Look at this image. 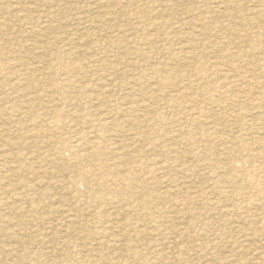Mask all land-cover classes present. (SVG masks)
I'll return each instance as SVG.
<instances>
[{"label":"rangeland","instance_id":"obj_1","mask_svg":"<svg viewBox=\"0 0 264 264\" xmlns=\"http://www.w3.org/2000/svg\"><path fill=\"white\" fill-rule=\"evenodd\" d=\"M0 33V264H264V0H0Z\"/></svg>","mask_w":264,"mask_h":264},{"label":"bare ground","instance_id":"obj_2","mask_svg":"<svg viewBox=\"0 0 264 264\" xmlns=\"http://www.w3.org/2000/svg\"><path fill=\"white\" fill-rule=\"evenodd\" d=\"M157 1V0H156ZM259 1V0H258ZM173 2V1H172ZM36 4V3H35ZM168 5V4H167ZM219 5V4H218ZM157 6V5H156ZM198 6V5H197ZM196 6V7H197ZM208 6H209V4H208ZM53 7V6H52ZM103 8V7H102ZM209 8V7H208ZM228 8V7H227ZM212 9H213V7H212ZM230 10V9H229ZM223 11V10H222ZM158 12V11H157ZM195 13V12H194ZM228 13V12H227ZM47 14V13H46ZM60 14H62V13H60ZM65 14V13H64ZM80 14V13H79ZM197 15V14H196ZM186 16H188V15H186ZM214 16H216V15H214ZM234 16V15H233ZM195 17V16H194ZM202 17V16H201ZM226 17V16H225ZM231 17H232V15H231ZM230 17V18H231ZM99 19V18H98ZM54 20H56V19H54ZM186 20V19H185ZM229 20V19H228ZM196 22V21H195ZM197 22H198V20H197ZM46 23V22H45ZM97 23V22H96ZM194 23V22H193ZM195 24V23H194ZM190 25V24H189ZM101 26V25H100ZM196 27V26H195ZM198 27V26H197ZM177 29V28H176ZM193 29H194V27H193ZM39 32V31H38ZM218 33V32H217ZM260 33V32H259ZM1 34V33H0ZM32 36V35H31ZM41 37V36H40ZM179 41V40H178ZM40 49V48H39ZM206 49V48H205ZM204 51V50H203ZM241 57V56H240ZM189 60H187V62H188ZM197 61V60H196ZM196 61H194V62H196ZM201 61V60H200ZM251 73V72H250ZM248 79V78H247ZM228 82V81H227ZM235 82H237L236 80H235ZM210 87V86H209ZM227 121H229V120H227ZM216 132V131H215ZM211 138V137H210ZM228 148V147H227ZM229 154V153H228ZM236 154V153H235ZM236 156H237V154H236ZM239 157V156H238ZM241 157V156H240ZM240 159V158H239ZM102 162V161H101ZM144 171V170H143ZM92 178V177H91ZM183 178V177H182ZM260 178V177H259ZM172 182V181H171ZM223 190V189H222ZM241 199V198H240ZM235 200V199H234ZM70 217V216H69ZM74 222V221H73ZM44 243H46V242H44ZM63 244H65V243H63ZM22 253V252H21ZM62 253V252H61ZM223 253V252H222ZM29 254V253H28ZM210 254V253H209ZM26 256V255H25ZM38 259V258H37ZM79 259V258H78ZM260 261V260H259ZM40 262H41V259H40ZM76 264V263H75Z\"/></svg>","mask_w":264,"mask_h":264}]
</instances>
